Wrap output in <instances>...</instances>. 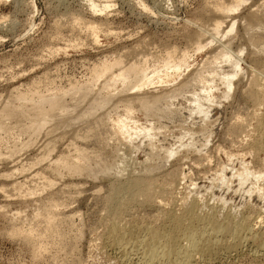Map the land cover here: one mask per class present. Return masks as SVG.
Masks as SVG:
<instances>
[{
	"label": "bare ground",
	"instance_id": "obj_1",
	"mask_svg": "<svg viewBox=\"0 0 264 264\" xmlns=\"http://www.w3.org/2000/svg\"><path fill=\"white\" fill-rule=\"evenodd\" d=\"M247 1L216 0L214 5L212 4L214 13L217 15L216 19L210 22L211 30L214 32L211 31L213 37L203 39L202 36L208 33L203 31L201 34L200 32L195 37L192 52L196 54L213 47L218 36L227 39L213 50L211 49V54L203 57L201 64L194 68H191L193 66L190 61L192 48L179 50L175 46L170 49L167 46L166 52L156 54L148 51L146 47L142 49L136 47L130 50L125 49V52L114 58L96 64L92 68L91 76L84 82L71 81L67 87L63 88L45 85L42 89L40 85L39 87L35 85L36 87H29L26 90L16 89L14 93L10 92V98L5 96L7 99L4 98L6 100L3 102L1 100L0 105V159L5 162L14 161L18 159L17 155L20 153L23 157L19 158L22 163L21 168L14 169L18 166L13 167L12 164L10 166L13 170L8 166L11 172L8 170L9 173L4 176H16L14 173L21 171L27 173L25 181L31 180L34 184L30 186L25 181L20 182L13 178L12 191H17L20 196L25 197L36 194L40 196V193L43 194L58 183L55 181L56 177L68 176L93 180L114 177L115 180L109 179L111 182L108 192L102 198L107 208L104 220L101 218L105 227L104 234L107 240L127 257L136 255L135 259L141 264H199V260L203 258L201 256L206 252H213L222 246L219 238L222 232H227L228 235L230 234L229 237L233 238L234 242L230 247L252 240L254 243L257 242L254 251L264 253V235L261 232L264 230L257 229L256 225L259 222L262 223L264 220L261 221V219L264 218H258L259 222L255 219L256 222H253L249 216H242L238 219L237 215L233 216L229 213L223 221L217 222L215 217L203 215L200 212V200L195 196L186 195L187 193L184 194L186 196L182 194L181 199L184 212L169 214L165 211L158 215V219L167 217L169 222L173 223L172 226H166L165 223L155 225L150 222V224H134L129 220L125 221L122 216L129 207L128 204L133 202H138L136 204L154 202L158 197L161 199L159 204L175 200L174 186L177 180L182 181L185 178L181 168L184 155L175 163L172 159L177 158L176 154L179 155V152L185 150L184 148L181 151L183 146L187 149L188 146H195L197 152L209 146L211 136L216 131L213 128L216 124H213L216 115L211 118L213 108L216 106L223 108L224 100L231 99L235 85L244 80L245 75L249 74L248 70L251 71V75L248 80L246 78L247 81L243 82V92L249 100L253 101L255 108L248 103L253 110L251 109V112L248 110L250 113L248 112L247 118L240 117L241 114L237 117L235 115L236 120L230 124L227 134L230 132L231 139L238 137L241 132L245 131L249 118H251L256 122L255 131L258 135L255 139H250L249 146L253 153L264 151V0L255 7L252 6L253 8L250 6L251 11L245 17L237 15ZM108 4L102 5L109 8L111 5ZM90 6L94 12L105 9L96 4L94 0H91ZM241 19L246 27L244 38L247 46L243 45L245 44L243 41L244 43L238 44L235 50L232 46V36ZM3 20L7 18L4 17ZM225 23L226 26H224ZM86 26L97 41L99 26L95 23H87ZM247 52L251 63L248 62L249 66L246 65L244 58ZM149 59H152L151 64L148 63ZM179 77L182 78L176 86H169L171 88L163 90L159 87V90H156L154 87L157 84L168 86ZM260 106H263L262 110ZM170 129L172 132L175 131L174 136L169 135ZM2 142L5 143V147L1 146ZM108 148L112 151L108 152ZM133 152H141L145 156L144 160L138 161L131 158ZM232 158L229 155V159L233 160ZM135 160L140 165L137 174L130 172V167L136 163ZM171 162H173V168L170 169L171 171L167 169L169 171L167 172L165 168ZM246 163L242 162V166L234 173L238 176L239 186L242 187L247 181L253 179L254 182H251L254 186H250L248 190L250 195L258 188V193L264 191V188L257 185L264 180V167L254 168ZM227 165L223 163L217 169L219 171L215 179L230 186L231 180L226 176ZM42 167L44 168L41 169ZM126 171L130 173H125ZM47 174H53L55 178H50ZM125 174L130 175L127 177ZM76 182L73 183L74 188L76 185L79 186ZM67 185L60 190L63 195L65 192L69 194L68 189L65 188ZM78 188L80 187H77V190ZM100 188L103 189V185ZM54 189L52 191L55 192ZM50 193L53 196L58 192ZM258 198L261 199V196ZM46 199L48 201V198ZM60 203L59 200H53L47 205V202L45 205L48 206V210L44 209V214L37 213L38 210H36V215L33 214V218L44 223V230L39 229L38 231L35 228L38 223L35 226L33 224L29 229L15 226L18 229H15L13 233L14 237L23 236L29 242H34L32 245L35 251V254L33 251L34 259L36 256L40 257L41 251L48 248L49 245L45 246L44 242L49 240L45 241V238L53 237L51 239L54 240V237L60 233L59 222L68 217L66 214L60 217L64 213L58 211L57 207L61 205ZM81 232L82 230L78 231L79 237L82 235ZM61 237L62 240L64 236ZM72 250L74 251V248Z\"/></svg>",
	"mask_w": 264,
	"mask_h": 264
},
{
	"label": "rangeland",
	"instance_id": "obj_2",
	"mask_svg": "<svg viewBox=\"0 0 264 264\" xmlns=\"http://www.w3.org/2000/svg\"><path fill=\"white\" fill-rule=\"evenodd\" d=\"M94 1L96 4H99L101 8H105L104 6L108 3V5L111 6H109V8L106 7L104 10H100L101 12H94L90 6L91 0H0V105L2 104L1 100L2 102L6 100L7 98L5 96L10 98V92L12 93L13 91L14 93L16 89L26 90L29 87H39L38 85H40V88L45 85L63 88L67 87L71 81L84 82L89 79L92 68L96 64L109 58L112 59L125 52L127 49L130 50V48L135 49L137 47L138 49L140 47L139 49H142L146 47L148 51L155 52L156 54L166 52L165 49H168V47L170 49V47L172 48L175 46L179 50H183L184 48H189L188 50H190V48H192L190 50V57L192 56L190 61L193 66L191 68H194L201 64L202 60L207 55L211 54L210 52L216 46H219L227 39H222L221 36H218L215 39L216 42L213 44V47L206 48L196 54L192 52L195 37L200 32L201 34L203 31L208 33L202 36L203 39H210L211 36L213 37L214 32L211 30L212 26L210 22H213L217 17L212 8L216 0ZM261 1L262 0H248L237 15L239 14L241 17H245L251 11L250 6L253 8ZM4 17H6L7 20H3ZM241 20L238 22L235 31L238 35L234 33V36H232V46L235 50L238 48V44H242L246 40L244 38L246 27H244L245 24L243 25V19ZM87 23H95L99 26L97 41L91 30L86 26ZM224 26H226V23ZM217 39L219 40L217 41ZM243 45H246V42ZM244 58L246 60V65L249 66L251 63L249 61L248 52L244 55ZM151 60L152 59L148 60L149 64L152 63ZM248 72L249 74L246 72L247 74L245 77L243 75L244 80L235 85L232 92L233 98L231 97L229 100H224L225 106L223 105V108H218L217 106L213 108L215 111L212 110L211 118L215 115H218V118L216 116L214 117L215 120L213 124H216L213 128L214 131H216L211 136L212 141L210 140L209 146L198 152L196 148H194L195 146H188V149L183 146L181 151L185 148V150H183L184 152H179V155L176 154L178 157L172 159L175 163L178 158L180 159L181 156L184 155L181 168L182 171H184L185 178L182 181L177 180L174 186V195H176L175 200H171L170 203L168 201L164 202V204H159L161 199L158 197L159 199L156 198L154 202L139 204H136L138 202L130 203L128 204L129 207L127 206L130 209L126 212L128 209L126 208V211H124L122 215L125 221L129 220L130 223L141 225L150 222L155 225H162L165 223L166 226H172L173 223L169 222L170 220H168L167 217L164 218L162 216L163 218L158 219V215L165 211L169 214L184 212L182 211L181 199L186 193L188 196L190 195L198 198L200 200V212L205 216L215 217L217 222L223 221L226 214L229 213L233 216L237 215L238 219L242 216H249L253 222H256V220L259 222L260 219L258 220V218H264V191L258 193V188L250 195L248 190L250 186H254L252 184L254 182L253 179L247 181L244 186L240 187L238 176L234 175L236 170L242 166V162H247L246 164L254 168L264 167V151L253 153L249 146L250 141L255 139L258 135L257 131H255L256 122L249 118L246 126L247 131L245 129L246 132L239 133L240 135H238V137L236 136V138L232 137L231 139V136H229L230 132L227 134L230 124L234 123L237 116L241 114L240 117L247 118L248 114L253 110L251 107L255 108V104L252 103L253 101L249 100L243 92V82L247 81L251 75V71L248 70ZM180 78L182 77H179L175 82H171L168 86H165V84H157V86L155 85L154 87L156 90H159V88L160 90L171 88L180 82ZM245 101L247 103H245ZM248 103H251V107L248 106ZM262 109L263 106H260V110ZM169 132L170 136H174L175 131L172 132L170 129ZM2 143L1 146L3 145L2 147H5V143ZM61 146L63 148L65 147L63 144ZM112 148L114 149V147H111V149ZM111 151L112 150L108 148V152ZM200 153L201 156L204 154L202 158ZM20 154L17 155L18 159L21 158V156L23 157L22 153ZM132 154L131 156L133 157L131 158L138 161H143L145 158L141 152H133ZM229 155L233 157V160L229 159ZM18 159L16 158L14 161L7 160L6 162L0 159V264H141L135 259L136 255H129V257H127L120 249L113 246L104 234L105 227L102 221L104 220L103 217L106 215L107 208L102 198L107 194L106 192H108L110 182L114 177L93 180L91 178H72L65 176V178L56 177V179L55 175L47 174L50 178H55V181H58L55 185L56 187H52L43 194L40 193V196L36 194L25 197L24 195L20 196L17 191H12V182L14 179L24 182L27 173L25 174L19 171L21 175L16 171V173H14L16 176H4L9 173L7 172L9 170L7 168L8 166L11 170H13L12 168L15 166L18 167L14 169L21 168L22 163L20 159ZM18 161H20V163ZM173 162H171L170 165L168 164L169 167L167 166L168 168L166 167L165 169L171 171ZM223 163L224 165L228 164L226 176L231 180L229 183L230 186L220 183L215 179L219 171L217 169H219ZM12 164L13 167L10 166ZM134 164L133 166L130 165V172L133 174L136 172L135 174H137L140 170V165L137 162ZM135 167L138 168L136 169ZM43 168L44 167L41 169ZM11 170L9 171L11 172ZM169 171L167 170V172ZM130 172L126 171L125 173ZM129 175L130 174L126 176L128 177ZM126 176L123 177L126 178ZM109 179L111 180L109 181ZM67 181H70L72 184ZM75 182L79 184V186H75L76 188L73 187V183ZM27 183L26 184L30 186L34 185L31 180H28ZM259 183H257V185L264 188V180H261ZM95 184H97V187ZM64 185H67L65 188L66 190L68 189L67 191L69 193L67 195V192H65V196L62 194L63 192L60 191L64 188ZM102 185L103 189H99ZM77 187H80L78 190L82 188L80 190L81 192L79 191L78 193ZM53 189L55 192H58L56 195L54 194L55 192L52 191ZM4 190H6V192ZM49 192H52L54 195L52 196ZM257 196H261V199ZM46 198H48V201ZM51 198H56L53 200H59L61 202V205L57 208L59 209L58 211L64 213L59 216L62 217L66 214L68 220L64 219L62 222H59V226L61 227H59L60 233L57 237H54V240H52L53 237H49V239L45 238V241L49 240L48 242H44L46 243L45 246L47 244L49 245H47L48 248L46 247L45 249L47 251H41L40 257L36 256L37 259H34L35 251L34 246H32L34 242H29V240L23 236H20L23 238L19 236L14 237L15 235H13V233L15 229L21 226V228L24 227V229H29L33 224L35 226L37 223L35 228L38 229V231L39 229L40 231L44 230V223L42 224L41 220L38 219V222L33 218V214L36 215L40 213L42 215V213L45 212L44 209L48 210L47 205H49L50 201H53ZM47 202L48 204L45 205ZM134 203L136 205H133ZM39 207L40 209H38ZM36 210H38L37 213ZM70 216L72 217L70 218ZM101 218L103 219L102 221ZM33 220H35V222ZM262 220L264 219H261V221ZM30 222L32 224H30ZM260 223L261 222L256 224L257 229L264 230V221H262L263 224L261 223L260 225ZM17 225L18 228L15 227ZM80 230H82V235L79 237L78 231L80 232ZM10 231L13 232L10 233ZM261 232L264 235V231ZM76 233L78 237L77 235L75 236ZM225 233L227 232H222L219 236L222 246L218 247V249L213 252L210 251L211 253L206 252V255L204 254L201 256L203 258L200 259L201 261L199 260V264H264V253H256L254 251L255 243L257 242L254 243L250 240L247 241V243L243 242L240 245L230 247L234 240L232 241L233 238L229 237L230 234L228 235V233ZM65 234L68 236L66 237ZM61 235L64 237L62 236V238ZM73 248L74 251L72 250ZM77 258L79 260H77Z\"/></svg>",
	"mask_w": 264,
	"mask_h": 264
}]
</instances>
